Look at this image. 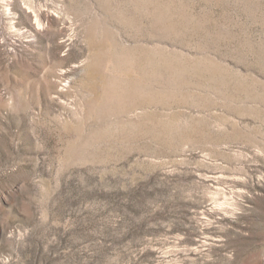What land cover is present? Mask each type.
Here are the masks:
<instances>
[{
  "label": "rangeland",
  "instance_id": "374dc122",
  "mask_svg": "<svg viewBox=\"0 0 264 264\" xmlns=\"http://www.w3.org/2000/svg\"><path fill=\"white\" fill-rule=\"evenodd\" d=\"M0 264H264V0H0Z\"/></svg>",
  "mask_w": 264,
  "mask_h": 264
}]
</instances>
